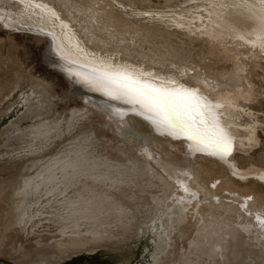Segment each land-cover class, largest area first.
Returning <instances> with one entry per match:
<instances>
[{
    "label": "bare ground",
    "instance_id": "1",
    "mask_svg": "<svg viewBox=\"0 0 264 264\" xmlns=\"http://www.w3.org/2000/svg\"><path fill=\"white\" fill-rule=\"evenodd\" d=\"M91 1L94 0H42L51 3L64 18L69 25L66 31L91 41L96 48H104L103 57H113L111 51L118 48L131 57V63L134 59L158 57L154 60L158 65L172 64L171 69L181 72L178 78L185 77L187 84L199 83L219 90L251 81L240 73L242 65L231 56L229 46L233 42L230 37L256 31L240 7L226 13L227 19L220 20L219 28L209 24L208 18L203 23L198 19L191 28L170 25L169 33L162 32L163 44L152 46L147 42L152 49L149 53L146 49L140 51L136 42L130 48L131 44L126 43L129 40L124 42L121 33L99 36L102 31L94 25H111V19L90 23L83 17L82 12L87 11L80 4ZM100 1L103 5L111 3ZM128 1L118 0L121 5H128ZM143 1L148 3L132 4L133 11L139 14L141 8L163 3L166 8L174 6L173 0H154L156 5ZM90 7L94 13L103 12V7ZM21 8L18 0H0L5 15H15ZM127 17H133L131 11L114 19L113 24L121 31L136 32L132 39L138 38L140 34ZM175 17V23H179V16ZM169 22L173 21H164L163 28H168ZM30 23L33 29L44 27L52 31L59 26L58 21L54 25ZM66 31L58 32L53 41L51 36L36 31H16L0 25V100L13 96L22 85L33 89L26 102L15 110L10 129L0 133L3 140L9 138L5 152L10 154L11 163L5 170L21 173L11 183L0 181V192L4 184L14 187L0 195V256L9 255L19 264H42L50 258L66 257L84 245L109 242L124 247L145 233L154 236L147 264H264V181L254 177L257 172L264 174V144L251 155L234 153L230 157L241 169L240 175L245 177L241 179L216 157L192 152L183 139L161 135L142 116L128 112L123 120L114 119L99 107L105 102L99 92L69 76L68 69L86 73L91 68L85 65L89 63L85 53L68 48H75L78 41ZM57 44L68 49L70 58L57 55ZM196 45L198 48L194 49ZM92 50L85 51L87 55L102 53ZM208 58L214 61L205 63ZM203 68L220 73L203 80ZM151 72L160 74L157 70ZM256 92L264 94V85L259 84ZM259 101L256 108L264 112V101ZM93 119L100 122L101 128L93 126L72 136L77 127L92 126ZM114 129L119 136L110 132ZM257 135L264 139L263 134ZM115 139L120 142L117 146ZM61 143L66 147L56 156L54 148ZM90 148L97 153L92 158L88 156ZM125 164L138 181L118 177L122 171L99 170L102 165L108 169ZM34 170L37 171L33 176H25ZM27 195L35 200L28 203ZM24 234L33 242L24 245Z\"/></svg>",
    "mask_w": 264,
    "mask_h": 264
},
{
    "label": "snow or ice",
    "instance_id": "2",
    "mask_svg": "<svg viewBox=\"0 0 264 264\" xmlns=\"http://www.w3.org/2000/svg\"><path fill=\"white\" fill-rule=\"evenodd\" d=\"M110 2L116 3L117 0ZM190 2L196 3L197 0ZM203 2L204 8H196L194 13H189L194 26L196 19L203 23L206 13L208 23L219 28L220 20L227 19L226 13H230L233 7H240L256 31L251 35L241 34L238 38L264 53V0H239L238 4L237 0L231 2L203 0ZM18 3L22 8L15 15H5L0 9V25L14 28L16 31H36L51 36L53 41L56 40L54 31L45 32L44 27L33 29L30 22L54 25L58 21L61 29L69 28L61 15L42 0H18ZM144 14L148 15V13ZM166 19H172L175 23V14ZM175 26L185 27L183 23H175ZM233 30L242 31L239 28ZM200 31L204 30L200 29ZM75 48L77 53L84 51L78 44ZM56 50L62 59H67L59 44ZM72 63L76 62L72 61ZM89 63L92 65L90 71L80 73L68 69V74L77 77L78 83L87 86L91 91L99 92L106 98V101L99 105L102 111L118 120H123L128 112L142 116L161 135L190 142L188 148L192 152L216 157L232 169L233 175H240L234 162L230 160L238 143H243V141L238 142L233 132V111L236 109L234 101L222 102L225 98L214 101L199 85L183 83L176 74L160 76L130 64L115 63L113 57L93 55ZM119 105L128 107L123 108ZM239 111L244 112L243 109ZM254 127L253 125L246 129L250 134L248 137L250 145L257 144ZM240 178L245 177L240 175ZM258 179L264 181V174L259 175Z\"/></svg>",
    "mask_w": 264,
    "mask_h": 264
},
{
    "label": "rangeland",
    "instance_id": "3",
    "mask_svg": "<svg viewBox=\"0 0 264 264\" xmlns=\"http://www.w3.org/2000/svg\"><path fill=\"white\" fill-rule=\"evenodd\" d=\"M150 1H151V5H156V1H154V0H150ZM99 2H101V3H99ZM117 2H118V0H117ZM128 2H129L128 5H126L127 3L124 5L123 4L121 5L118 2L120 5V6H118V7H120L118 9H116V8H113V9L110 8L109 9L107 6L105 7L103 5V2L100 0H94V1L89 2L88 4L82 3L83 5L82 4H80V5H81V7L86 8L87 12L86 13L82 12V16L86 17L90 21V23H94V22L102 23L103 21L107 22L109 19H111L109 21V22H111V26H110V23L102 25L104 22L102 24H100V26L102 25L103 28L97 25L98 27H100V28H98V27H96V25H94L96 29H101L100 32L102 31L99 34V36L102 37L108 33L120 35V33H121V36L122 35L124 36L122 38L126 39L125 41L123 40L124 42L129 40V42H126V43L131 44V45H129L130 48H132V45H135L137 43L136 45L140 48V51L144 52L146 49V51H148L149 53H152V49H151V47H149L151 45L148 44L147 42L152 43V46H154L155 44H157V45L163 44L162 40L164 39V36H163L162 32L164 31V33H169L168 32L169 28H166V27L163 28L165 20L153 21L152 18H149L148 20H144V21H147L145 23L142 21L144 17H143V14L141 13V10H140L139 14L137 13V11H133V9L131 7L132 4H140V3L147 4L148 3L147 1L129 0ZM94 5H95V7H98V6L103 7L102 8L103 12L94 13L93 7L89 8V6H94ZM160 6L165 7V3L161 4ZM153 8H155V7H153ZM64 9H66V7ZM106 10H108V11H106ZM146 10H148V12H147L148 15L155 14L158 16H163L165 13L166 14L170 13V11L169 12L167 11V10H169V8L161 9L160 11H156V12L152 11V8H149ZM66 11L72 12V10L68 9V7H67ZM128 11H131V15L133 17H127V18L131 19V21H133V27H135L137 33L140 34V36L138 38L132 39V37H133L132 35L135 34L136 32H130L129 33V31H127V30L121 31L117 25L113 24V22H115V20H119L118 18H120V15H127ZM106 12L108 13V15H106ZM72 15H74V14H72ZM72 15H71V17H72ZM77 16H81V15L77 14ZM75 17H76V15H75ZM62 19L64 20V18H62ZM79 20L83 21V18H79ZM33 22H35V21H33ZM83 26H86V24H83ZM109 27H111V29ZM72 31H74V30H72ZM123 32H124V34H123ZM126 32H128V33H126ZM32 33H35V31H32ZM108 38L112 39L109 36H108ZM136 39L138 41H136ZM20 40L23 41L22 39H20ZM131 40H135V41H131ZM155 40H156V42H155ZM141 43H146V44H148V46L146 48L141 47V45H142ZM197 48H198V45H196L194 47V49H197ZM156 49H157V47H155L153 50L156 51ZM152 58H153V60H157L155 57H152ZM211 61H214V59L208 58L205 60V63L210 64ZM42 63L43 62H41V64ZM202 71H204V72H201L200 75L202 76L203 80H209V79H211V77L213 78L215 75L220 73L219 70L216 72H208L206 70L207 71L206 72L204 70V68ZM204 78H206V79H204ZM32 93H33V89H31V88L28 89L26 86L22 85L18 89V91L14 92L13 96L5 98V100L4 99L0 100V133L2 131H6L7 128H8V130L10 129V127L12 126L11 122H12V120H14L15 110H18L19 106L24 104V102H26L28 95H30ZM257 94H259V93H257ZM256 97H257V99L259 98L260 101H262V99L264 101V94H259ZM259 99H258V101H259ZM91 124H93V125L90 127H82V128L77 127L75 132H73L72 136H74V135L77 136L82 131H86L87 129H90L93 126L101 128L100 122L98 120H95V119H93V121L91 120ZM110 132L114 136H119L115 129L110 130ZM14 134H16V132H13V135ZM260 137L261 136H259V140L260 139L261 140L259 141V143H257L256 145H252L253 147H255V149L252 146L249 147L248 150L246 151V154L251 155L253 152H255L256 150H259L263 147L264 139H263V137L262 138H260ZM4 140H3V137L0 136V181H2L1 183H11L12 180H15L19 177L20 172L12 171V170H8V171L5 170V168L10 166L11 160L9 158L10 154L6 155V152H5V147L8 144L9 138L7 139V141L6 140L4 141ZM63 143H61L58 147L54 148L53 153H56L54 155L57 156L63 152V148L66 147V146H64V147L62 146ZM119 144H120L119 140L115 139L114 146H117ZM256 147H258V148L256 149ZM89 150H90V154H88V156H90L91 158L97 154L95 152L93 153V150H96V149L90 148ZM101 169H104L105 172H107V173H118V172L122 171L121 175H118V177L122 176L124 178H130V179L132 178V181H138V178L136 175H131L134 173L132 172V170L128 166H126V164L123 166L110 167L108 169L105 165H102L99 168V170H101ZM36 171L37 170L27 172V173H25V176H33L36 173ZM78 179H81V177H78ZM130 183H132V182H130ZM1 185H3V184H1ZM13 188L14 187L11 184H4L2 189H1L0 195L5 190L8 191L9 189L12 190ZM6 196H7V194H5V196H3L2 199H5ZM26 199H27L28 203H30L29 201L30 200L34 201L35 197H32L31 195H27ZM152 238H154V236H150V235H147L144 233L140 238L141 240L140 239H136V240L133 239L131 242H129V244L125 245L124 247L113 246L107 241H105L107 243H102L101 245H98V246L95 244L93 246L84 245V246H82L81 249L73 250L66 257H59V258H56L53 260L50 258L49 260L44 261L42 264H147L148 257H146V256L148 255V249H150V246L152 244ZM23 241H24V245H27V243H29V242H33V240H28L27 237L25 236V234L23 237ZM0 264H19V263L15 262L11 257H9V255H2V256H0ZM31 264H35V263H31Z\"/></svg>",
    "mask_w": 264,
    "mask_h": 264
},
{
    "label": "water",
    "instance_id": "4",
    "mask_svg": "<svg viewBox=\"0 0 264 264\" xmlns=\"http://www.w3.org/2000/svg\"><path fill=\"white\" fill-rule=\"evenodd\" d=\"M74 60V59H73ZM78 62V61H77ZM80 63V62H79ZM104 101H106V98L105 97H102V96H100ZM92 98H93V96H92ZM122 106H127V105H122ZM128 107V106H127Z\"/></svg>",
    "mask_w": 264,
    "mask_h": 264
}]
</instances>
